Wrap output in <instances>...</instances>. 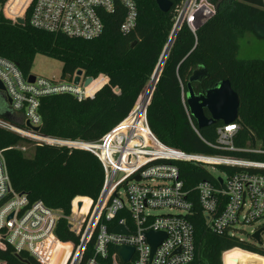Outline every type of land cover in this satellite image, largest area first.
<instances>
[{
    "label": "trees",
    "instance_id": "1",
    "mask_svg": "<svg viewBox=\"0 0 264 264\" xmlns=\"http://www.w3.org/2000/svg\"><path fill=\"white\" fill-rule=\"evenodd\" d=\"M133 1L138 17L132 31L120 32L125 10L117 5L114 14L104 16L102 34L92 40L35 30L29 26L28 15L24 26L0 20V57L12 62L24 77L32 75L35 57L43 55L61 63L62 80L71 81L78 71L84 78L107 79L92 98L78 101L69 93L41 97L38 108L41 135L94 142L131 112L157 67L174 25L176 9L183 0H168L172 7L167 13H161L154 0ZM207 2L214 9L213 15L195 34L184 26L176 35L147 108L148 126L163 144L184 152L264 162V154L244 152L245 149L264 152V60L238 58V41L247 33L255 35L253 26L264 23V0ZM198 67H203L208 75L202 83L192 85L195 92L227 80L239 98L234 152L218 151L204 143H216V128L221 123L199 130L187 116L184 96L189 77ZM4 120L24 126L17 113L4 115ZM28 145L30 141L0 129V149L5 150V163L15 192L26 195L30 202L41 201L65 214H69L74 199L84 203V208L88 199L97 200L104 171L92 154L44 145L34 147L32 156H26L16 149ZM178 168L186 190L192 191L203 181L217 185L204 169L188 164H179ZM192 193V211L186 217L193 228L194 257L190 264H222L223 253L233 249L264 258V246L211 232ZM57 236L64 245L59 254V263L63 264L68 258L66 244L76 245L78 237L68 230L65 221L58 225ZM113 253L110 248L109 257ZM91 256L90 246L82 264ZM18 257L9 245L0 244V264H23L20 260L39 264L26 253ZM104 264L111 262L105 260Z\"/></svg>",
    "mask_w": 264,
    "mask_h": 264
},
{
    "label": "built area",
    "instance_id": "2",
    "mask_svg": "<svg viewBox=\"0 0 264 264\" xmlns=\"http://www.w3.org/2000/svg\"><path fill=\"white\" fill-rule=\"evenodd\" d=\"M117 5L125 10L120 32L128 33L137 24L138 13L133 0H0V20L16 24L15 20L21 18L26 24L28 15L29 26L35 30L92 40L102 34L104 16L114 14ZM210 7L207 0L180 3L159 65L137 103L121 122L94 142L46 137L27 128L26 123L33 128L41 126L38 114L41 97L69 93L81 101L92 98L107 83L105 80L92 79L85 86L87 78L81 75L77 85L75 76L71 81L61 82L35 77L34 82L29 83V77H24L12 62L0 57V83L4 88L0 94L10 107V114H20L24 122L23 127H18L0 116V129L30 141L28 146L32 148L45 145L88 152L104 171L97 200L88 199L84 208V203L74 199L69 214H65L48 208L41 201L30 202L26 195L15 192L5 163V150L0 149V244L9 245L17 256L26 253L39 264H60V249L64 245L57 236V228L65 221L68 230L78 237V243L66 244L68 258L63 264H82L90 246L92 256L85 264H104L105 260L111 264L121 263L114 251L116 246L133 248L127 264H190L194 257L193 228L186 217L192 211V192L211 232L240 237L245 235L244 228L254 227L251 235L259 229L264 233V162L184 152L163 144L148 126L147 108L177 33L186 26L195 34L213 15ZM186 113L189 117L188 110ZM190 124L197 133L191 121ZM236 131L235 123L221 124L216 128V143H204L218 151L234 152ZM26 148L16 149L26 155ZM244 152L264 154L257 149ZM179 164L206 170L217 185L203 181L192 191L186 190ZM213 167L233 171H223L226 175L223 180L209 173L208 169ZM156 209H176L180 214L151 216L149 212ZM117 227H123L127 234H114ZM148 232L165 235L152 255L145 237ZM110 248L114 253L109 257Z\"/></svg>",
    "mask_w": 264,
    "mask_h": 264
},
{
    "label": "water",
    "instance_id": "3",
    "mask_svg": "<svg viewBox=\"0 0 264 264\" xmlns=\"http://www.w3.org/2000/svg\"><path fill=\"white\" fill-rule=\"evenodd\" d=\"M154 1L161 13L169 12L172 7L168 0ZM210 8L212 11L214 10L213 7ZM15 22L19 26L25 25V21L21 18H17ZM253 31L257 38L264 39V23L254 25ZM160 60L161 59H159V62ZM81 75L82 73L80 71L76 73L74 78L75 85L79 83ZM207 75V71L203 67H198L189 77L184 100L190 117L194 120L195 125L199 130L213 126L217 123H221L225 126L234 124L238 117L239 98L232 90L229 81L225 80L218 82L212 88L200 93L195 92L192 85L202 83L207 78ZM34 80L35 76L30 75L28 82L33 83ZM91 81V78H87L84 83L85 86L90 84ZM3 91L4 88L0 83V92ZM114 92L118 93V89H115ZM8 103H10L9 100ZM205 111L208 113V117L205 115ZM26 127L34 132L40 131V127L33 128L28 122L26 123ZM136 179H138V177H136ZM262 232L263 229H259L251 235V239L256 242L257 246H262V242L260 240ZM113 233L117 235H126L127 231L123 227H117ZM145 237L147 243L151 246V255L153 254L154 249L165 239L164 234L155 232H148L145 234ZM114 251L117 253L122 264H127L133 254V248L128 246H116ZM20 261L23 264H28V262L25 260Z\"/></svg>",
    "mask_w": 264,
    "mask_h": 264
},
{
    "label": "rangeland",
    "instance_id": "4",
    "mask_svg": "<svg viewBox=\"0 0 264 264\" xmlns=\"http://www.w3.org/2000/svg\"><path fill=\"white\" fill-rule=\"evenodd\" d=\"M171 33L168 37L167 42ZM238 58L242 60H250V59H262L264 60V39H259L256 35L252 33H247L243 38L238 41ZM31 74L35 77H42L50 80H55L61 82V63L53 58L37 55L33 61ZM102 77V76H101ZM104 78V77H103ZM96 80L99 82L102 78L98 77ZM11 113V109L7 104L5 97L0 94V116H4ZM27 156H32L33 148L27 146L26 148ZM209 173L212 176L221 178L225 180L226 175L219 168L213 167V169H208ZM149 214L153 217L166 216V215H179L180 211L176 209H156L151 210ZM258 226V225H257ZM254 229L246 227L244 228L245 235L240 236V239L246 240L248 242H253L250 239L251 231ZM249 235V236H247ZM262 246H264V233L261 236ZM47 246V244H46ZM223 264V260H222ZM224 264H264L263 259L254 255V254H246L237 249L231 250L224 255Z\"/></svg>",
    "mask_w": 264,
    "mask_h": 264
},
{
    "label": "bare ground",
    "instance_id": "5",
    "mask_svg": "<svg viewBox=\"0 0 264 264\" xmlns=\"http://www.w3.org/2000/svg\"><path fill=\"white\" fill-rule=\"evenodd\" d=\"M157 72H159V71H157ZM155 79H156V78H154L153 82L155 81ZM233 250H234V249H233ZM226 253H228V252H226ZM226 253H225V254H226ZM225 254H224V255H225ZM261 259H263V258L261 257ZM263 261H264V259H263ZM223 264H224V256H223Z\"/></svg>",
    "mask_w": 264,
    "mask_h": 264
},
{
    "label": "crops",
    "instance_id": "6",
    "mask_svg": "<svg viewBox=\"0 0 264 264\" xmlns=\"http://www.w3.org/2000/svg\"><path fill=\"white\" fill-rule=\"evenodd\" d=\"M101 78H102L103 80H105V82H107V79H106L105 77L103 78V76H102Z\"/></svg>",
    "mask_w": 264,
    "mask_h": 264
},
{
    "label": "flooded vegetation",
    "instance_id": "7",
    "mask_svg": "<svg viewBox=\"0 0 264 264\" xmlns=\"http://www.w3.org/2000/svg\"><path fill=\"white\" fill-rule=\"evenodd\" d=\"M202 92V91H201ZM200 93V92H199Z\"/></svg>",
    "mask_w": 264,
    "mask_h": 264
}]
</instances>
